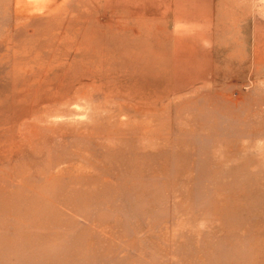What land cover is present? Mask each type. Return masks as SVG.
<instances>
[{"label":"rangeland","instance_id":"obj_1","mask_svg":"<svg viewBox=\"0 0 264 264\" xmlns=\"http://www.w3.org/2000/svg\"><path fill=\"white\" fill-rule=\"evenodd\" d=\"M0 264H264V0H0Z\"/></svg>","mask_w":264,"mask_h":264}]
</instances>
